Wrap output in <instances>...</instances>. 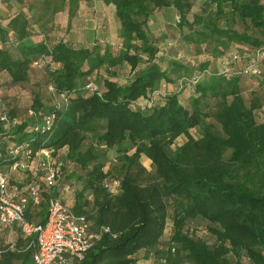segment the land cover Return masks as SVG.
I'll use <instances>...</instances> for the list:
<instances>
[{"label":"trees","instance_id":"obj_1","mask_svg":"<svg viewBox=\"0 0 264 264\" xmlns=\"http://www.w3.org/2000/svg\"><path fill=\"white\" fill-rule=\"evenodd\" d=\"M81 1L44 6L53 7V17L67 10L70 33ZM103 1L115 8L117 44H74L48 32L54 20L42 32L24 13L9 22L11 42L0 28V72L11 83L30 82L33 65L48 58L46 94H33L23 110L19 97H0V169L27 195V219L44 223L47 199L75 187L81 203L72 208L87 216L98 238L73 264H242L243 257L264 264V118L257 113L264 103L248 104L241 88L249 80L264 89V56H256L264 51V0H200L199 12L198 0ZM165 7L179 12L178 39L194 44L195 60L160 52L150 20ZM197 25L202 30L194 37ZM91 139L116 147V174L104 170ZM44 149H52L61 178L47 185L40 171L43 200L35 204L31 170L12 164L35 166ZM194 219L208 223L204 237L189 232ZM29 242L19 232L18 249L0 254V264H35Z\"/></svg>","mask_w":264,"mask_h":264},{"label":"built area","instance_id":"obj_2","mask_svg":"<svg viewBox=\"0 0 264 264\" xmlns=\"http://www.w3.org/2000/svg\"><path fill=\"white\" fill-rule=\"evenodd\" d=\"M256 56H264L263 48L257 51ZM249 71L256 73L257 68H251ZM87 87L92 91L98 90L94 82H90ZM50 90L54 91V88L50 87ZM1 119L8 121L5 115ZM53 119V116H48L46 124L51 125ZM19 151L20 148H15L11 153L17 155ZM26 153L29 158L32 156L30 149H27ZM38 159L35 166L21 160L12 164L13 169L31 170L32 180L28 184V190L35 204H40L43 200L37 182L38 173L45 172L47 185L58 184L61 178L59 168L53 164L52 150H42ZM65 190L69 192L71 188L66 186ZM27 203V195H23L19 188L9 186L8 176L0 169V229L7 235L5 243L0 244V254L18 249L13 240L16 230L30 239L28 246L35 248V264H66L68 257L82 260L95 244L98 234L90 230L87 216L76 213L64 203L63 198L50 196L47 199V216L44 223H32L27 219Z\"/></svg>","mask_w":264,"mask_h":264},{"label":"rangeland","instance_id":"obj_3","mask_svg":"<svg viewBox=\"0 0 264 264\" xmlns=\"http://www.w3.org/2000/svg\"><path fill=\"white\" fill-rule=\"evenodd\" d=\"M89 1V0H88ZM91 1V0H90ZM96 0H94L92 3H94ZM200 0L197 1L196 12H199V6H200ZM11 4V3H10ZM95 4V3H94ZM97 4V3H96ZM12 8L9 10L12 11L11 13H24L26 16L31 20L32 22H36V24H40L41 30H45L48 28V25H50L49 22L53 20V7L50 6L48 9L44 6V0H17L12 4ZM0 9L1 11V17H0V24L5 21L6 25L4 30V38L6 41H12V38L15 37L14 33L11 31V27L9 22L7 21L9 16L8 9L6 7V4L4 1L0 2ZM99 7L98 5L96 6ZM158 16H160L158 19L155 18V13L153 16H151L150 25H151V31L153 35H156L160 44V52L161 53H169L172 54V51L177 50V56H180L181 58L189 59V60H195L196 56H199L197 52V49L195 48L194 44L189 45L188 47L183 46L179 42V35H180V26H179V20H180V14L177 10L174 8L164 9V11H161L160 14L159 11ZM90 12H84L83 17H85ZM107 16L111 17L113 16V11L108 10L106 11ZM160 14V15H159ZM157 15V14H156ZM96 14L93 15V22L98 21L96 19ZM116 20V19H115ZM4 23V24H5ZM163 24V25H162ZM64 25L63 27H65ZM2 28V27H0ZM195 29H192V32L194 31V37L198 36L199 31L202 30V27L197 25L194 27ZM188 29V28H187ZM59 32H57V35L59 38H71V35H67L64 31V29H58ZM189 30V29H188ZM43 32V31H42ZM1 34V31H0ZM2 36V35H1ZM37 37V35H34ZM87 37H84L81 39V41L86 44L88 41L90 42ZM76 40V39H75ZM72 39V42L74 44H80L78 41H75ZM210 41V40H209ZM81 42V43H82ZM176 47L177 49H172ZM192 55V56H190ZM202 55V52L200 53ZM179 57V58H180ZM48 63V58L42 57L38 64L33 65L31 69V80L28 83L25 84H13L10 82V79L8 75L4 72H0V97L3 99H9L10 97L14 96L15 98L19 97L20 101V108L23 110L26 108V105L30 103V97L37 93V94H46L47 88V77L45 74V65ZM257 83L256 81H242L241 82V88L243 92L244 99L249 104L251 100L254 98L255 100L261 101V104L264 103V89L256 88ZM257 93V95H256ZM214 102V101H213ZM213 102L211 104H213ZM258 117L264 118V105L262 108H260L258 111ZM213 121V120H211ZM214 122V121H213ZM193 133H195V130H193ZM89 143H94L95 146L98 148V152L100 155V161L104 163V170L105 171H112L113 173H117V171L120 168V161L118 158L119 152L115 148L109 149L105 147L104 145H100L95 140H89ZM123 146L127 145V142L122 143ZM52 150V149H50ZM55 156V155H54ZM142 165L147 169L148 172H153L154 167L152 165V162L150 159H148L146 156H142L141 158ZM172 210V207L170 209ZM189 232L194 236L204 237L205 232L208 230V223L206 221H203L201 219H194L189 222L188 224ZM170 225L167 230V235L170 234ZM209 231V230H208ZM247 257H243L242 264H249L247 262ZM180 264H193L187 259H183Z\"/></svg>","mask_w":264,"mask_h":264},{"label":"crops","instance_id":"obj_4","mask_svg":"<svg viewBox=\"0 0 264 264\" xmlns=\"http://www.w3.org/2000/svg\"><path fill=\"white\" fill-rule=\"evenodd\" d=\"M16 1L17 0H11L10 2L5 3L6 7L8 9L9 16H10L7 20L8 22H10L11 18H13L17 14V13L13 14V13H11L12 11L9 10L10 8L13 7L12 4ZM93 1L94 0H91V1L90 0L89 1L88 0H82L80 2L78 13L73 18V21H72V24L70 27V33H68L67 35H71V38L74 40L76 39L75 41H78L79 43L82 42L81 39H83L84 37H87V35H88L89 36L88 38H91V39H89L90 42H93L95 40H100V41H105V42H108L111 44H117V42L120 40V24H119V21L117 20V18L115 16L114 6L113 5H107L103 0H96L94 2L95 4L92 3ZM97 5L99 6L98 8L96 7ZM169 8H171V7H165V8H162L160 10H157V11H159V13H160L161 11H164V9H169ZM172 8H174V7H172ZM108 10L113 11V13H114L113 16H111V17L107 16L106 11H108ZM1 11H3V9L2 10L0 9V17L2 15ZM87 11H89L90 13L87 14L85 17H83L82 15H84V12H87ZM157 11L155 12V18L158 19L160 16H158ZM94 14H96V17H97L96 19L98 21L93 22L92 18H93ZM160 14H162V13H160ZM53 20H54L55 26L51 25L48 29V32L54 31L57 34V32H59L58 29H64V31L67 33V28H68L67 27V21H68L67 10L56 13L53 17ZM4 23H5V21H3L0 24V27L5 28L6 23L5 24ZM64 25H66V26L63 27ZM150 29H151V25H150ZM41 31H44V29ZM151 33H152V31H151ZM65 39L66 40H72L69 37L65 38ZM1 42H2V36L0 34V43ZM87 43H89V41ZM81 44H84V43L82 42ZM174 48H176V47H174ZM163 54L167 55L169 53H163ZM121 76L124 77V75H121ZM62 198H63L64 203L70 208L73 207L74 210H76L78 204L81 203V201L79 202L77 196L75 195V187H74V189H71L69 192L65 193ZM83 208L84 207H82V210H84ZM90 230L93 232H96V228L92 225L90 227ZM18 238H19V231L16 230L14 235H13V240L16 242V240ZM2 239L5 243V241L7 239V235L2 229H0V240H2ZM66 264H73L70 257H68Z\"/></svg>","mask_w":264,"mask_h":264}]
</instances>
